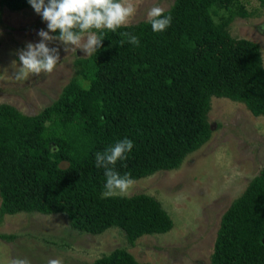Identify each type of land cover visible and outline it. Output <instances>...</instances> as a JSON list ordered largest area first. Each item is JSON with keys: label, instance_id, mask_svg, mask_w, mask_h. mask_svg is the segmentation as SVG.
Listing matches in <instances>:
<instances>
[{"label": "trees", "instance_id": "trees-1", "mask_svg": "<svg viewBox=\"0 0 264 264\" xmlns=\"http://www.w3.org/2000/svg\"><path fill=\"white\" fill-rule=\"evenodd\" d=\"M248 1L175 0L165 10L172 20L163 32H154L148 20L105 30L102 46L76 58L77 74L38 113L0 103V218L64 213L79 232L119 227L132 244L171 230L172 217L150 194L104 197L106 177L95 153L132 140L128 158L115 168L138 180L178 168L210 140L212 97L242 102L252 114L264 115L260 45L229 30L236 14L246 16ZM233 4L240 11L217 21L218 11ZM0 5L32 8L28 0ZM121 32L137 36L139 46H121ZM211 262L264 264V167L222 216ZM93 264L151 263L116 248Z\"/></svg>", "mask_w": 264, "mask_h": 264}, {"label": "rangeland", "instance_id": "rangeland-1", "mask_svg": "<svg viewBox=\"0 0 264 264\" xmlns=\"http://www.w3.org/2000/svg\"><path fill=\"white\" fill-rule=\"evenodd\" d=\"M129 2L136 9L130 24H137L148 20L151 7L168 10L175 0ZM244 8L246 16L236 14L240 8L233 4L220 9L216 19L234 12L231 35L258 43L264 63V0H250ZM41 29L48 31L47 22L33 8L13 11L0 5V103H10L26 114H36L56 100L77 74L76 58L85 56L80 49L66 52L62 42L54 41L48 46L59 48L60 62L52 73L15 79L17 52L28 42H39ZM209 121L208 142L187 155L178 168L134 180L127 195L156 197L173 219L171 230L143 235L132 244L119 227L99 234L79 232L64 213L6 214L0 218V264H10L15 257H27L32 264H47L50 258H59L62 264H93L116 248L151 264H212L222 216L264 167V115L252 114L242 102L214 96Z\"/></svg>", "mask_w": 264, "mask_h": 264}, {"label": "clouds", "instance_id": "clouds-1", "mask_svg": "<svg viewBox=\"0 0 264 264\" xmlns=\"http://www.w3.org/2000/svg\"><path fill=\"white\" fill-rule=\"evenodd\" d=\"M34 11L47 22V29L37 33L39 42H28L24 49L17 52L19 67L15 79L26 80L30 74L39 76L41 73H52L60 62L59 48L49 47L54 41L65 45V51L82 50L85 56H91L102 46L105 30L116 32L117 29L130 24L135 15V7L129 0H28ZM148 21L154 32H163L171 24L170 14L165 9L153 6L147 13ZM59 31L58 36L50 35ZM120 45L128 42L139 46L140 40L130 32H121ZM15 63V62H13ZM134 147L132 140L124 138L102 152L95 153L97 168L104 169L106 183L103 195L106 198L126 196L135 184L130 173L116 170L118 161L128 158ZM10 264H32L27 257H15ZM47 264H62L59 258H50Z\"/></svg>", "mask_w": 264, "mask_h": 264}]
</instances>
